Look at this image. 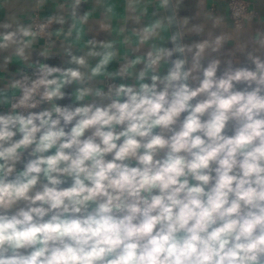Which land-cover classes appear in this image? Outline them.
Listing matches in <instances>:
<instances>
[{
	"label": "clouds",
	"instance_id": "obj_1",
	"mask_svg": "<svg viewBox=\"0 0 264 264\" xmlns=\"http://www.w3.org/2000/svg\"><path fill=\"white\" fill-rule=\"evenodd\" d=\"M86 2L0 21V264H264V31L168 47L126 0L84 39Z\"/></svg>",
	"mask_w": 264,
	"mask_h": 264
},
{
	"label": "crops",
	"instance_id": "obj_2",
	"mask_svg": "<svg viewBox=\"0 0 264 264\" xmlns=\"http://www.w3.org/2000/svg\"><path fill=\"white\" fill-rule=\"evenodd\" d=\"M174 9L176 12L179 31L183 30L182 22L185 18L189 20L188 27L195 24L205 25V35L196 36L194 34H188L184 37L185 42H191L192 40L205 39L207 31L211 28L212 21L207 19L211 16L213 18H223V25L221 28L214 30L215 34H219L221 31L231 33L234 37H239L242 40L248 39V37L255 33L257 29L264 31V0H248L256 9L258 15L251 18V22L248 20L244 22L242 28H236L232 23L227 7V0H172ZM65 0H46L42 5L38 4V0H0V21L7 20L11 17H15L22 21L24 24L31 23V16L34 11L40 12L42 16H56L67 15L60 7L64 4ZM126 0H87L86 3H82L79 9V15L84 13H91L88 23L84 26V39H91L93 37L97 39H119L116 32L113 31L111 35L106 32L99 31L101 22H105V13L108 7L113 8V14H108L112 18L110 22L113 29L126 28L125 34H130L133 27H136L130 20L125 24V16L127 15L125 9ZM138 13H142L141 24L146 25L152 23L154 20L161 19L167 23V14L165 7L161 5V0H140L138 4ZM71 19L63 26L67 30ZM60 25L54 24L53 31L59 28ZM172 34L171 27L169 26L166 31H163V43L165 46L171 47L168 43V37ZM56 37V36H55ZM62 37H56L57 46L60 43ZM235 40L225 45L226 49H230L234 46ZM43 46L42 39L39 40L36 45L37 48ZM121 47H123L121 45ZM50 64H60V56L53 57L48 61ZM24 65L14 63L8 67L7 70H0V78L7 80L9 76L16 73L17 69L23 68ZM113 68L117 65H113ZM2 86V84H0ZM11 96V93H8ZM63 103V102H62ZM0 110H4L0 107Z\"/></svg>",
	"mask_w": 264,
	"mask_h": 264
},
{
	"label": "built area",
	"instance_id": "obj_3",
	"mask_svg": "<svg viewBox=\"0 0 264 264\" xmlns=\"http://www.w3.org/2000/svg\"><path fill=\"white\" fill-rule=\"evenodd\" d=\"M227 7L229 17L236 28H242L244 22L248 20L247 18L251 16L254 18L258 15L256 9L253 4L248 0H227ZM48 16H42L40 12L34 11L31 16V23H35L37 25L41 23H46ZM54 24L50 26L47 31H53ZM52 40H56L55 35L52 36ZM43 45L45 44V39H42ZM27 70V69H26Z\"/></svg>",
	"mask_w": 264,
	"mask_h": 264
},
{
	"label": "water",
	"instance_id": "obj_4",
	"mask_svg": "<svg viewBox=\"0 0 264 264\" xmlns=\"http://www.w3.org/2000/svg\"><path fill=\"white\" fill-rule=\"evenodd\" d=\"M164 7H165L167 17L171 18L170 27H171V32L173 34L177 31H179V25H178V20H177L176 12L174 9L173 1L168 0V4Z\"/></svg>",
	"mask_w": 264,
	"mask_h": 264
}]
</instances>
